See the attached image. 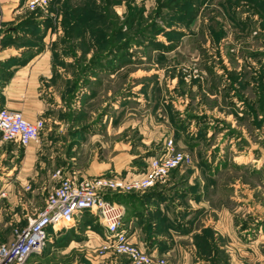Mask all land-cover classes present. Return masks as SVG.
Masks as SVG:
<instances>
[{"label": "rangeland", "instance_id": "obj_1", "mask_svg": "<svg viewBox=\"0 0 264 264\" xmlns=\"http://www.w3.org/2000/svg\"><path fill=\"white\" fill-rule=\"evenodd\" d=\"M63 1L50 0L46 9L27 10L22 9L21 4L0 0V50L23 49L21 52L28 51L27 56L48 45L53 52L54 65L66 71L99 68L102 57L95 59L93 56L97 51L92 48V37L85 38L87 46H80L79 38L67 44L61 41L64 36ZM131 1L133 7L143 10V19L123 27L124 36L130 41L118 52L124 76L117 84H108L112 95L103 92L104 96H99L93 106L98 102H113L116 91H119L120 100L123 87L129 126L150 121L156 125L146 131L143 128L142 133L137 125L135 129L126 127L125 136H129L126 140L132 141L134 149L140 147L141 155L150 158L161 153L165 141L173 138L177 149L189 154L191 162L171 172L163 185L162 193L165 194L162 197L172 201L170 215L173 219L164 214L161 224L170 232L172 241L168 238V242L171 241V245L185 247L187 239L177 236L195 229L191 240L196 248L193 260L197 264H230L224 249L218 253L213 249L218 246L213 221L217 216L214 210L231 208L237 219L238 238L255 246L256 251L247 256L245 262L264 264V239H260L264 236V8L257 0L249 1L250 7L238 4V20H232L236 5L226 4L227 0H210L205 23L196 20V15L191 24L182 25L185 30H181V34L160 31L154 38L156 28L151 24V13L158 7V0ZM100 2L102 4V0H97L98 4ZM121 8L111 7L119 25L126 21L130 12L126 5L125 12ZM118 10L121 11L119 15ZM245 17L249 19L247 25L235 26L232 22L238 23ZM45 19H48V27ZM156 19L164 25L161 18ZM55 42L58 43L53 46ZM73 44V53H67L66 45ZM66 56L76 62L67 61ZM13 61L21 63V60ZM8 74L5 65L0 67V84ZM252 109L257 110V114ZM144 137L148 143L143 142ZM9 143L12 142H5ZM17 151L22 157L25 149ZM7 157L0 158L1 166L10 163ZM179 204L182 209L175 211L173 206ZM157 218L160 220L159 213ZM12 219L9 214L0 223V243L11 242L16 227L21 225ZM149 226L152 229L154 223ZM127 229L129 234L128 226ZM79 230L86 234L85 229ZM71 231L59 241H49L26 264H131L128 256L113 249L103 250V228L95 229L102 235L100 239L80 235L76 240L78 244L70 249ZM136 245L150 255L153 264L183 262L181 251L170 254L163 248L159 254H154Z\"/></svg>", "mask_w": 264, "mask_h": 264}, {"label": "crops", "instance_id": "obj_2", "mask_svg": "<svg viewBox=\"0 0 264 264\" xmlns=\"http://www.w3.org/2000/svg\"><path fill=\"white\" fill-rule=\"evenodd\" d=\"M226 4L236 5L233 6L236 11L232 14L236 18L239 15L238 4L252 6L249 0H235V4L234 0H227ZM117 6L122 7L125 12L124 4ZM209 7L210 0L199 9L196 20L205 23L208 19L205 12ZM117 12L118 15L121 13L120 10ZM122 17L124 18V13ZM232 22L235 26L242 25L240 22ZM182 25L184 24L176 22L172 28L185 30ZM87 37H90L89 34ZM22 50L13 48L0 50V67L5 65L9 72L7 79L2 80L0 84V104L2 107L21 111L30 121L45 120L46 128L42 131L40 141L32 142L27 147L15 142L5 144L0 140V150H3L0 158L3 159L5 156L10 158V163L2 166L0 163V192L7 193L5 197L0 195V223L5 220V216L11 214L12 221L25 225L29 218L43 207L46 197L57 185L52 177L56 168L61 167L65 175L75 174L80 178L110 176L137 172L140 168L138 160L147 161L149 157L144 158L140 147L134 149L132 141L126 140L129 136H125V131L130 121H126L123 87L120 90V100L119 91H116L113 102L111 100L109 104L106 101L98 102L95 107L93 106L99 96H104L103 92L108 96L112 95L113 91L108 88V84H117L118 79L124 76V66L118 52L117 55H103L102 65L94 70L66 71L54 65L53 52L48 45L41 51L27 56L28 51L24 50V53ZM12 59L21 60V63L12 62ZM65 59L69 62L75 61L69 56ZM136 125L140 133L143 132V128L146 131L151 125L156 126L151 121L144 125L137 122L130 126L135 129ZM144 139L145 137L143 142H149ZM18 148L25 149L22 157L18 154ZM136 149L138 150L135 151ZM138 155H141L140 158ZM135 158L139 159L134 162ZM163 188V185H158L146 193H136L129 197L131 199L125 205L124 221L129 227L130 239L154 254H159L163 248L167 249L166 252L170 251V254L176 250L181 251L180 255L183 256L181 264H197L198 262L193 260L196 257V248L194 249L195 246L191 244L196 230L177 236L187 239L185 247L177 248L171 245L170 232L162 228L164 214L173 219L170 215L172 201L162 197L165 194L162 193ZM245 191L251 192V189ZM173 207L175 211L182 209L181 204ZM214 211H217V216L213 221V229L218 246L213 249L217 251L216 253L224 249L229 255L230 264H247L245 262L247 256H251L256 250L251 242H243L238 238L234 211L225 207ZM158 213L160 220L157 218ZM91 216L95 218L94 222L98 223L96 217L93 214ZM85 219L83 216L80 220ZM80 222L69 229L56 232L50 241L52 239H55L54 242L59 241L72 230V241L68 246L71 249L78 244L76 240L80 235L93 237L95 240L102 237L90 228V224L85 229L86 234L82 233L79 230ZM150 223H154L152 229ZM103 231L105 234L104 228ZM261 237V240L264 239V236ZM186 255L189 256L186 258Z\"/></svg>", "mask_w": 264, "mask_h": 264}, {"label": "built area", "instance_id": "obj_3", "mask_svg": "<svg viewBox=\"0 0 264 264\" xmlns=\"http://www.w3.org/2000/svg\"><path fill=\"white\" fill-rule=\"evenodd\" d=\"M10 1L27 10L46 9L50 3V0ZM45 128L43 119L30 121L21 111L0 108V135L4 142L27 147L40 141ZM189 162V154L177 149L175 140L170 138L165 141L162 152L150 157L137 172L80 178L75 174L65 175L58 168L52 176L57 185L46 197L43 207L27 224L16 227L11 242L0 243V264H26L31 256L45 248L56 232L77 225L86 212L93 214L105 230L103 250L113 249L124 254L131 264H153L150 255L130 239L124 222L125 205L108 200L105 195L110 191L146 193L165 185L171 172ZM6 194V191L0 192L2 197Z\"/></svg>", "mask_w": 264, "mask_h": 264}, {"label": "trees", "instance_id": "obj_4", "mask_svg": "<svg viewBox=\"0 0 264 264\" xmlns=\"http://www.w3.org/2000/svg\"><path fill=\"white\" fill-rule=\"evenodd\" d=\"M75 1H63L64 18L62 20V24L64 28V36L61 41L67 44L70 43L69 41L79 38L81 40L79 42L80 46H87L85 44V38L86 35L89 34V36L93 39L92 48H95L97 51L96 55H93L95 56V59H99L105 54L109 55L115 54L116 52H119V50L123 51V48L130 43V41H128V39L124 36V24L127 23L129 25H134L135 21L137 22L138 20L141 21L143 19V10L133 7L134 5L131 0H102V4L101 2L98 4L97 0H77L79 1L78 3ZM207 1L208 0H158V7L151 13V24L154 25V28H156L154 38L160 33V31L164 34H170L173 32L181 34V30L172 28L171 25H174L176 22L191 24L196 18L199 9ZM249 1L252 2L255 0ZM257 1L258 5L264 8V0ZM124 3L127 8L130 9V12L126 21L121 22L119 25V23L114 20L115 18L114 14L111 13V7H113V5ZM156 18H161V22L164 23V25H160V22ZM234 19H236L235 16ZM47 21L48 19L44 20V22ZM248 21L249 19L247 18V20L240 21V23L242 25H247ZM48 26L49 23L47 24V27ZM168 27H171V30H168ZM221 34L222 31L219 33V36H221ZM119 37L120 41L118 42ZM57 43L58 42H55L53 46H56ZM73 48L74 44L73 46L66 45L65 51L67 53H73ZM92 62H94V60ZM260 107H262V103ZM252 110L255 114H257V110ZM138 162L140 163V168H143L146 164L144 159H139ZM157 187L158 186H156V188ZM134 194L136 193H119L110 191L105 195V197L108 200L126 205L127 198L129 199V197ZM91 215L92 214L89 212L84 214L86 219L80 220V228L86 229L88 224H90V228L93 230L100 228V224L95 223V218Z\"/></svg>", "mask_w": 264, "mask_h": 264}]
</instances>
